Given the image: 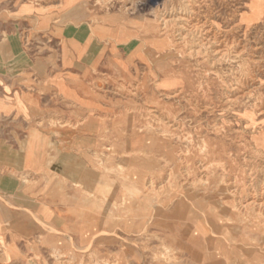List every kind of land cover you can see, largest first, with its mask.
<instances>
[{"label":"rangeland","instance_id":"rangeland-1","mask_svg":"<svg viewBox=\"0 0 264 264\" xmlns=\"http://www.w3.org/2000/svg\"><path fill=\"white\" fill-rule=\"evenodd\" d=\"M178 1L0 0V40L8 33L20 36L30 62L45 60L50 69L31 82L26 99L16 97L14 112L0 118V176L11 175L18 191L12 196L0 190V264H196L194 256L203 259L197 264H264L261 229L225 222L214 210V233L202 215L184 220L188 214L175 202L155 227L135 229V211L143 210L144 202L133 190L132 175L151 171L158 161L128 151L132 133L123 117L143 104L126 96L128 90L174 87L183 76L211 87L208 94L216 101L222 96L218 84L197 74L216 71L231 80L241 67L251 75L244 92L264 101V0H191L192 24L209 31L230 57L238 54L237 61L216 59L207 44L198 49L190 39L172 42L171 27L160 29L161 11L155 6L177 7ZM75 9L77 18L71 20L89 22L100 43L87 64L79 63L71 73L61 62L59 45L70 24L68 13ZM169 77L175 78L167 83ZM162 101L186 105L185 100ZM234 113L200 118L203 124L237 121ZM263 116L251 126L239 122L247 137H264ZM203 134L232 151L239 148L229 137ZM154 144L166 152L174 146L172 141ZM215 186L200 190L203 204L214 200ZM214 205L223 209L220 202ZM189 222L200 223L199 229L186 231ZM224 237L231 241L222 253ZM164 255L173 258L171 263Z\"/></svg>","mask_w":264,"mask_h":264},{"label":"bare ground","instance_id":"bare-ground-1","mask_svg":"<svg viewBox=\"0 0 264 264\" xmlns=\"http://www.w3.org/2000/svg\"><path fill=\"white\" fill-rule=\"evenodd\" d=\"M178 2L177 7H166V9L165 5L163 8L159 7V4L155 6L156 10L160 9L159 11H161L158 17L161 22L160 29L164 30L167 24L171 27L172 42H183L190 39L196 42L198 49L207 44L204 48L211 49L210 52L212 55H216V59L238 60V54L230 57L225 52L226 48L224 49L220 45V41L214 39L212 41L209 31L207 32L203 26L192 24L190 21V14L193 13L191 0H179ZM196 51L189 50L188 52L192 54ZM240 68L231 71L233 73L231 80L221 79L216 71L205 70L199 72V75L197 74L199 78H211L212 83L218 84L222 96L216 101L208 94L211 87L207 86L204 89L205 86L203 87L201 82L197 83L190 77L183 76L178 82L182 84L176 83L178 85H174V87L169 84L168 87L158 85L152 90L133 88L128 90L127 94L125 93L130 99L141 98L143 101L142 105L130 109L123 117L128 130L132 133L131 147L128 151L135 156L141 153L149 162L158 161L151 171L145 170L140 174L135 171L132 175L133 190L144 202V209L135 211V215L138 217L135 229L145 228L148 230L152 226L155 227L161 219L160 215H165V207L175 202L173 205L177 210L179 206L185 208L188 217L184 220L195 221L199 215H202L212 233L218 223L215 215H212L216 211L220 217L224 215L225 222L230 220L233 224L237 223L236 221L247 222L252 227L260 228L264 234V137L253 134L247 137L239 123L244 122L251 126L258 117L263 116L264 101L258 98L252 99L248 91L244 92L247 78L251 75L246 71L248 69ZM174 78L169 77L165 81L170 83ZM248 80L250 81V79ZM165 98L185 100L186 105L182 108L173 106V103L166 105L162 101ZM240 107H244L245 112L239 111ZM181 110L184 114L180 112ZM246 110H250V112ZM217 111L223 117L226 113L235 112L237 121L223 118L220 121L202 123L201 115L204 113L215 114ZM203 132L229 137L228 140H231V143H236L239 148L232 151L227 143H215ZM156 141L163 144L165 141H172L174 146L170 152H166L164 147H155L154 142ZM234 152L235 156H233ZM219 169L221 172L217 173ZM215 183L217 186L212 190L214 200L203 204L200 199L204 196L198 197L200 190L203 191ZM219 191L221 193L218 194ZM207 196L205 193V197ZM219 202L222 203L223 209L214 205L215 203L218 205ZM206 207L208 210L205 209ZM218 214L216 215L219 216ZM189 223L186 231L191 232L192 229H199L200 223ZM181 226L177 223L178 229ZM224 238L222 253L225 252L226 243L231 241L227 237ZM258 240L263 243L264 235L259 236ZM166 258L168 263H171L173 258L168 255ZM178 258L175 257V259ZM193 260L196 264L203 263V259L199 256H194Z\"/></svg>","mask_w":264,"mask_h":264},{"label":"crops","instance_id":"crops-1","mask_svg":"<svg viewBox=\"0 0 264 264\" xmlns=\"http://www.w3.org/2000/svg\"><path fill=\"white\" fill-rule=\"evenodd\" d=\"M76 15V9L68 13L67 19L70 24L65 25L64 29H69L70 33L65 34L63 29L59 45V52L64 58L61 62L64 67L69 68L71 73L78 71L79 63L87 64L88 59L93 55L92 49L100 43L99 39L95 40L94 30L89 22L87 24L85 22L76 23L71 20L77 18ZM73 28L75 29L73 30ZM22 41L20 36L16 37L9 33L0 40V118L11 111L14 112L15 109L12 107L16 97L22 96L23 99H26L27 95H30L28 87L31 82L45 77L50 70L45 60H42L41 64L36 61L30 62V58L24 52ZM99 48L102 47L99 46ZM1 151L2 149H0V153H2ZM10 176H0V190L16 196L18 194L15 189L16 181L14 178L12 180Z\"/></svg>","mask_w":264,"mask_h":264}]
</instances>
